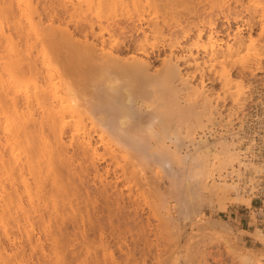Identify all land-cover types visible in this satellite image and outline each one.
<instances>
[{
    "label": "bare ground",
    "instance_id": "6f19581e",
    "mask_svg": "<svg viewBox=\"0 0 264 264\" xmlns=\"http://www.w3.org/2000/svg\"><path fill=\"white\" fill-rule=\"evenodd\" d=\"M65 1L48 2L47 0L49 4L44 5L43 9L40 8L44 11V14H41L43 12L39 13L40 10L38 11L32 5L33 0H0V131L3 135V139L0 137V235L9 243L18 242L17 244L21 243V245L25 243L30 252H40L37 254L38 260L41 259V262L46 261L49 264L50 262L58 264L60 261L59 264H75L80 256L86 259L81 253L94 241L90 237L91 232L96 234L98 231L101 242L105 241L101 228L90 221L88 201L78 193L79 182L76 185V178L77 181L81 180L82 177L80 178L79 175H82L84 170L87 171L89 167H93L97 178H100V185L99 182L97 183L98 180H95L101 186V189L99 186L96 187L100 189L96 192H99L104 200L106 199L105 211L107 210L109 221L107 224L109 223L111 227L115 225L114 227L117 228L118 224L112 223L115 220L111 219L114 207L121 217L119 212L121 210L123 212L129 206L124 203L125 194L127 199H131L135 194L131 193L130 189L127 190L128 193H125L123 192L125 190L122 191L119 186L142 174V170L138 171L145 161H143L144 158L142 160L138 158H141L145 152L147 155L145 158L149 157L148 153L150 155L152 152L147 151L161 146L164 148L162 152L168 151L169 148L164 147L165 137L189 121L196 127L202 128L205 126L204 117L208 122L215 120L212 114L217 113L218 116L220 112H218L216 99L211 98L214 90L208 87V84L224 83L226 87L230 85V82L232 84L230 70L223 67L221 71L211 73L203 69L204 57L208 56L210 60L217 61L220 54L216 48L217 44L211 46L208 51L204 44L198 43L206 32H209V40L220 34L215 30L214 23L207 25L203 21V8H194L190 16L196 18V21H189L188 15H179L174 11V0H144V3L141 0H80L84 4L69 2V5ZM194 1L196 6L202 3L201 0ZM90 6L95 8V11ZM158 12H162L160 18L151 16ZM35 14L37 20H34ZM41 17L48 22L46 25ZM236 27L233 39L237 44L236 50H246L243 55L244 61L240 66L245 69L252 64L250 62L252 59H256L254 58L256 49L252 46L246 47L242 29L239 26ZM251 27L249 25L248 29L251 30ZM194 33L198 44L195 42L191 46L184 44L183 42H187ZM15 38L22 44L15 43L17 42V39L14 42ZM156 38H165L167 42L158 45L152 42V39ZM36 47L41 48V53ZM33 48L41 54V56L38 55L40 60L35 58L36 52H34L35 57L33 56ZM164 51L167 54L162 57ZM227 51L229 54L233 53L231 47ZM49 55L59 60L64 66L63 74L59 72L57 76L55 75L54 62ZM152 59H161L160 70L157 68L158 71L151 72L153 69L151 67L154 66ZM190 68L194 70L191 71ZM45 70L46 73H44ZM178 85L181 87L178 88ZM239 85L240 83L234 86L239 87ZM181 92L185 93L188 100L184 102L186 103L184 106L182 104L181 106L179 101ZM233 92L232 94L235 95L236 92ZM130 102L133 106L138 105L139 108L136 107L135 110L140 108L142 110L138 112L131 109ZM133 110L135 113H132ZM170 111H176L177 115L172 116V112L171 116L168 115ZM96 115L100 118L97 119ZM109 131L112 135L108 134ZM205 140L202 138L200 144H203ZM139 141L143 143L138 144ZM120 143L127 147L126 150L129 151L127 154L132 156L125 155L126 152L123 151L125 147L120 148L125 157L133 158L138 155L136 159L140 161V164L138 162L140 167L134 165L135 163L132 164L133 162L137 164L134 157L132 162L127 160L128 163H125L128 167L125 168L124 164L125 166L122 165L124 168H120L116 163H111L109 158H107L108 162L105 155L98 151L100 146L105 152L109 150L110 159L116 162L115 158L117 159L118 156L114 155L115 148ZM122 144H120L121 147ZM228 144L222 145L225 152L223 151L224 156L220 164L224 169H233V166L241 160L238 161L236 146H232L231 142ZM152 155L153 153L150 156ZM152 157L149 158L154 161ZM144 160L147 162V159ZM158 160L160 159H157V162ZM77 161L78 163L80 161L77 166H80L83 171L79 167V172L73 171L72 168L76 167L74 163ZM102 161L104 163L107 161L106 174L114 169L113 165H116L120 172L115 168L117 172L109 176L114 177L110 180L106 178L108 180L106 181L105 171L102 175L103 179L96 168L97 163ZM134 166L138 167V169L135 168L136 171L133 169ZM142 166H148V163ZM76 172L82 174L78 175ZM89 173H86L84 177L86 178L87 174L89 177ZM136 173L139 174L136 176ZM141 177L140 181L145 179L143 174ZM147 179L144 181L149 182ZM230 181L225 184L228 188L223 190L224 193L236 188L237 184L233 183V185ZM154 183L151 182L153 185ZM144 186H141L142 190L146 188ZM148 186L150 189L148 187L145 190H151L152 194L154 186L151 187L150 184ZM108 192H111V197L114 199H111L112 203H109ZM135 192L140 196L143 194L138 190ZM134 197L139 199L137 196ZM136 198L133 199L136 200ZM129 199L125 201H130ZM147 201L146 206L149 203L155 205L152 201H148L147 204ZM131 203L134 205L135 202ZM151 204H149L150 207L155 208ZM130 207L128 210L133 208L132 215L136 216L140 209L136 206ZM130 214L122 218L125 224L138 226L137 229L145 233L147 225H142L144 222L140 217L137 219L136 216L135 221L134 216ZM139 219L142 221L140 225L136 224ZM11 228L16 230L17 235L15 233L12 236L9 233ZM153 228L151 233L160 235L158 231V233L152 232L157 227ZM95 234L94 238H96ZM144 236L139 234L136 240L142 241V244H148L149 249L145 245L148 251L155 241L150 242L147 235L148 242ZM156 240L157 244L158 239ZM1 244L0 264L17 263L18 256L27 255L24 251L25 253L17 257H10L12 254L6 253L7 248L3 249ZM45 244L48 246V251L44 250ZM139 244L141 246V242ZM19 246L17 249L20 252ZM156 246L151 247L153 249L158 247ZM3 252L9 257L4 256ZM126 252L125 257L130 259L131 254L127 253L128 257ZM142 252L144 253V250ZM153 252L152 250L151 253ZM151 253L148 254L150 258L153 257ZM28 254L30 256L29 252ZM86 254L88 255V251ZM91 256L89 255L90 258H88L90 261L94 258L93 256L91 260ZM83 258L82 261L80 259L78 261L82 263ZM139 259L141 261V258ZM98 260L101 262L100 257ZM97 261H92L90 264ZM104 261L101 263L106 264L107 262L104 263Z\"/></svg>",
    "mask_w": 264,
    "mask_h": 264
},
{
    "label": "rangeland",
    "instance_id": "374dc122",
    "mask_svg": "<svg viewBox=\"0 0 264 264\" xmlns=\"http://www.w3.org/2000/svg\"><path fill=\"white\" fill-rule=\"evenodd\" d=\"M46 1L33 0V2H35L37 5L33 2L32 5H34V7L38 9V11L40 10L39 13L43 12L41 14H44V11H42V9L44 5L45 6L48 5L49 4L48 2H50L51 0H48V2ZM82 1L66 0L65 2L68 3L69 5L70 3H76V2L82 3ZM141 1L144 3V0ZM201 1L202 3L196 6V2L194 0L192 1L174 0L173 1L174 9H175L174 11L178 12L179 15H183V16L188 15L187 17L189 21L190 20L196 21V18L194 19L193 17L190 16V12L194 8H198V7L203 8L204 10L203 21L207 25L214 23L215 30L220 33L219 35L213 36L212 40H209L208 39L209 32H206L204 37L198 40L199 45L204 44L208 51H210L211 46L217 44L216 48L220 52L219 60L217 61L210 60L208 56L204 57L205 63L203 64V69L207 72L210 71L211 73H214V71H221L222 68L224 67L225 69L230 70L231 73L232 84L230 82V85L228 87H226L225 86L226 84L224 85V83L208 84V87L210 86V88L214 90V91L212 90L213 95L211 98L216 99V104H218V108H219L218 112L220 113H218V116L216 115L217 113L215 115L213 113L212 114L214 116L213 119L215 120H211L209 122L206 121V117H204L205 123L203 124L205 126L202 128L199 126L196 127L195 124L193 125L192 122L189 121L187 124L181 126L182 128L178 127L180 131L178 129H176L175 132L171 130L172 133L170 132V135H168V137H165V144H164V147L169 148L168 151L166 150L168 153L166 151L162 152V150L164 149L163 146L157 147L155 150L153 149L152 151L151 149L147 151L153 153L152 156L154 158L150 156L152 153H150V155L148 153V156L150 158L152 157L154 161L156 160L155 163L154 161H151L149 157L145 158L147 155L145 154L146 152L145 153L143 152L145 156L144 154H142V156L144 157L141 156V158L139 157L138 160H142L143 158L147 159V162L144 159L143 161H145L144 163H146V165L148 163V166L143 167L142 165L144 163L141 162L143 163L141 165L142 168L139 169L138 172H141L142 170L143 177H145V179L147 178L149 179V182L144 181L145 179H141L142 183L145 185L146 182L147 186L146 185L144 186L142 183H141L142 185L140 184L141 181L139 179L142 178L141 173L140 174L136 173V176L139 174L140 177L138 176L137 178L132 179L130 182H124L119 186V189L122 188L121 190L122 191L125 190L123 191L125 193H128L129 189L131 193L133 194L135 193L133 197L131 196L132 201L129 198L128 199L130 201H125V199L128 200L126 197L127 195L125 194L124 203L126 205L131 206L130 208L136 206L138 209H140V211L137 209L139 213L137 212L136 214L137 217H136L135 215H132L134 214L133 208L131 210H128L129 207L128 206L126 207L127 210L125 208L124 209L125 211L123 210L122 212L121 210L119 212V214L121 213L120 214L121 217H120L118 215V210L116 211L114 207L113 209L114 213L111 219L115 220L112 221V223L116 222L118 224V225L116 224L117 228H115L116 226L114 224L113 225L115 227L112 225L114 228L111 227L109 223L107 224V222L109 221L106 212L107 210L105 211V208L107 209L105 203L106 199L104 200V197L99 192H98L99 194L96 192V190L98 189V188L96 189V187L100 185L99 182L100 178H97L98 176L96 175L94 168L89 167L87 171L85 170L83 171V169L80 166H77L79 165L80 161L79 163L78 161L75 162L76 164L74 163V165H76L78 170L76 169V167L73 168L71 167L73 171L79 172V168L81 171H83L82 172L83 174L76 172L78 175L82 174L79 175L80 178L82 177L81 180L77 181L76 178V185L79 182L77 185V187L79 188L78 193L82 194L80 196H82L84 199L86 198V200L88 201V208L90 211L89 212L90 221H93L92 224H94L95 222L94 225L101 228L103 233L102 237L105 239V241L101 242L100 239L101 236L98 231H96V234L99 235H96L95 232H91L90 234L89 231L88 233L90 234L91 239L93 238L92 241L93 240L94 241L92 242V245L91 244L89 245L90 247H88L87 250L84 251L82 250L83 252H85V254L82 252L83 254L81 253V255H84L86 259L80 256L76 260L77 264L81 263L80 261H82V258H83V262L81 264H90V262L92 261L93 262L97 261L99 257L102 263L106 259L105 260L107 262L106 264L108 263L109 264H123V263L124 264H264V198H258L254 193L249 192V190L247 189L249 185L252 184V182L254 181V176L257 175L259 172H261L262 168L260 167L259 164L255 162L245 161L246 159L241 155V151L239 150L241 141L237 139L236 134H234L235 118H237L238 115L242 113V110L244 109L247 101H250L252 99L253 89L255 88V86L264 82V0H201ZM41 7L42 9H40ZM93 9L95 11V8ZM161 14L162 12H158L157 14H152L151 16H158V18H160L162 16ZM41 18L43 19V17ZM35 19L36 20L38 19L36 14L34 16V20ZM43 21L45 22L46 25L47 21L45 19H43ZM248 24L252 26L251 30L248 29L249 28ZM236 26H239L242 29V36L244 37L246 47L252 46L256 49V53H254V58L256 59H252L250 61L252 62V64H250V66L245 69H242L240 66L241 63L244 61L243 55L245 54L246 50L245 49L236 50L237 44L233 39V35L237 28ZM195 37L196 36L194 33V35L190 36L187 42L185 41L183 43L186 45L189 44L187 46H191L192 44L194 45L195 43H197L196 40L197 38ZM16 39L17 38L14 39V42ZM18 42L21 41L17 39V42L15 43L20 44ZM152 42L160 45L162 43L167 42V40L165 38H156V39H152ZM229 47L233 49L232 54L231 53L229 54L227 51ZM36 48L38 49V47ZM36 48L35 49L33 48L34 50L32 49V54L34 57H35L34 52L37 51ZM39 49L38 52L40 51L41 53V48L39 47ZM166 51L168 53V50ZM166 51H164L165 53L162 54V57L165 54H167ZM38 52H36L37 56L35 58L40 60L41 58L38 57H40L41 54ZM193 52H195V50H193ZM50 59L52 60L53 57H51ZM53 62H54V67H53ZM53 62H52V67L55 68L53 69L55 75L56 74L58 75L59 72L60 74H63L64 72L62 70H64V66L59 62V60L55 58L53 59ZM152 65L154 66L151 67L153 68L151 69V72L153 70L158 71L157 68H159L160 70V68L162 67L161 59L160 60L152 59ZM190 70L193 71L194 69L190 68ZM44 73H46V70ZM238 83H240L239 87L234 86ZM231 85L234 86V88ZM230 86L232 87L233 90L230 89L231 88ZM180 87L181 86H179L178 88ZM233 91H235L237 94L239 93L238 94L239 96H237L236 93H235L236 96L232 94L234 93ZM184 92L183 93L181 92L179 96L180 105L182 104L183 106L186 104L184 102H186L187 100ZM132 104H131L132 107L131 109L135 110L139 108L138 105L133 106ZM138 110L140 111L142 109L140 108ZM135 111L132 113H135ZM171 112L173 113L172 116L177 115L176 111L174 112L170 111L168 112V115L171 116ZM95 117H97V119L100 118L99 115L98 116L96 115ZM97 119L95 118V120ZM1 133L2 132L0 131V134ZM108 134L112 135L110 131L108 132ZM0 137L3 139L2 134ZM202 138L206 140L203 142V144H200ZM230 142L231 144H233L232 146L234 145L236 146L235 147L236 153L238 152L237 158L238 161L241 160L240 162L241 165L240 163H237L236 165L233 166V169H229V168L224 169L221 167L220 164V161L222 160L225 152L224 151L225 148L223 149L222 145L227 146L229 145L228 143ZM140 143L142 144L143 142L139 141L138 144ZM119 146H117V148L114 147L116 149L115 151L116 153L114 155L118 156L117 159L115 158L116 162H114L113 159H110L109 156L111 154L109 150L108 151L106 150L105 152L104 148L100 146L98 147V151L99 153L105 155L106 160H108L107 158H109L111 163L113 164L116 163L120 168L123 167L122 165H124L125 163H128L129 160L130 162H132L133 161L132 159L134 157H135V161H137V164L136 162H133L132 164L135 163L134 165L136 166L138 165L140 167L139 165L140 161L136 159L137 158L136 156L138 155L134 156L133 158H130L128 156L125 157L123 155L124 154L123 151L126 152L125 153L126 155L127 152H129L128 150H126L127 147L123 146V144L122 147ZM120 148H124L125 150L123 149L122 151V149ZM119 150L121 151V153ZM154 152H157L159 154L157 153L154 154ZM69 153H71L70 149H69ZM127 155L131 156L130 154ZM159 156L163 158V160H161ZM157 159H160L158 161L159 162L162 161V162L160 163L157 162ZM105 162L106 163H104V161L98 162L96 165L98 173H100L101 176L103 175V172L106 170L105 168L106 167L108 168V166L106 165L107 161ZM152 162L154 163V165ZM150 165L153 166L151 167ZM118 167L116 168V165H113L114 169L110 167L111 169H113L112 171H110L111 174L110 173L106 174V171L104 172L106 181L114 177V176L109 177L110 175H114L112 174L113 172H117V171L120 172V169ZM126 167L128 166L126 165L125 168ZM115 168L117 171H115ZM135 168L136 167L134 166L133 168L134 171L138 169V167L136 169ZM88 172H90L89 177L87 174L85 178L84 176ZM93 176H94L93 178L94 181L92 179ZM84 178L86 179L85 181ZM106 178L109 179L107 180ZM95 180H98L97 183L99 182V185L96 183ZM150 181L151 182L153 181V183L156 181V183H154V185L155 184L156 185L154 186L153 184H151ZM229 181L231 184L233 183L237 184L235 185V187L238 188L237 189L235 188L234 190H228L226 193H224L223 190L225 188L226 189L228 188V186H226L225 184ZM147 183L152 185L151 187L154 186V190L151 188L153 191L152 194L150 193L151 190H149L150 187L148 186ZM140 185L146 188L149 187L148 191L145 190L146 188L145 189L143 188L142 190V187ZM99 188L101 189V186H99ZM137 190L140 191L139 193L143 192L142 196H140V194L138 195L137 192H135ZM109 191L113 192L112 190ZM111 192H108L110 195L109 203L110 202L112 203L114 200L113 197H111L112 196ZM134 196L139 197V199ZM151 196L153 198L155 197V199H152ZM133 198H136V200ZM143 198L144 199L146 198L149 202L150 201H152V203L154 202L155 205L149 203L146 199L143 202L144 200ZM146 201L147 204L149 203L151 204V206H154L156 210L155 208L150 207L149 204H148L149 206L148 205L146 206ZM131 202H135L134 205ZM151 212L153 215L151 214ZM128 214L134 216V218L136 217L137 219L140 217V219L143 220L144 222L142 223V225L143 224L144 226L147 225L146 230L144 231L146 233L145 236H144L145 233L143 232L141 233L140 230L137 229L138 226L135 227V225H131L133 226L131 228L130 225L125 224L122 218L125 215L127 216ZM114 216H118V217H114ZM136 218L135 221L137 220ZM140 219L139 221L136 222V224L138 223H139L138 225L141 224L140 222L142 221ZM146 222L147 223L150 222L152 224L150 223L147 224ZM120 224L123 226L120 227L121 226ZM152 226L154 228L157 227L155 228L157 230H155ZM133 228H135L138 231L137 233L141 235L143 234V236L147 241L150 238L149 241L150 242L153 241L152 243H154L155 241L156 244L157 241L156 239H158L157 244L158 243L159 244L158 245L156 244L158 247L155 244L151 245V246H156L157 248L152 249V247L150 246V250L154 251L153 253H151L150 250L147 251V249H149L148 244L146 243L142 244V241H140L142 247L140 246L139 244L140 242L137 241L139 238V234L137 235V233L135 232L136 230H134ZM151 228L154 229L152 230V232L154 231L156 233L160 232V235L158 234L160 238H158L159 237L158 235L157 237L156 235L151 233ZM11 229L12 230L9 233H11L12 236H14L13 234L16 233V230H14V228ZM122 231L123 233H121ZM94 234L96 238H94ZM134 235H136L137 237ZM147 235H149V238ZM98 236H100V238ZM1 238H3L2 235H0V240H1L0 244L3 243L1 244L2 248L4 247L3 249L6 250L7 248L6 251L4 250L6 253L8 252L12 254L10 257L12 256L17 257L18 255L25 253L24 251H26L27 255L25 254L21 255L22 257L24 258L26 257V258L24 259L21 256H18L17 263L13 262V264H19L20 262L21 264L43 263V261L41 262V259L38 260L37 257V254H39L40 252H33V253L30 252L28 246L25 243H23L22 245L21 243L17 244L18 242L9 243L7 239L4 240V238L3 239ZM18 245H20L19 246L20 252L17 249ZM145 245L148 246L147 249ZM45 247H47V249H45ZM45 247L44 250L48 251V246L46 244ZM15 250H17V252L19 253H16ZM27 250L30 253V256L32 255L31 256L32 258L29 256ZM142 250H144V253L142 252ZM87 251H88V255L86 254ZM11 252H15L17 255ZM125 252L126 255H128V257L129 254L127 253H130L131 258L136 257L137 259L134 258L132 260L131 258L130 259L126 258L124 255ZM145 252L146 253L149 252L148 254L151 253L153 257L157 254L158 258L156 255L155 258L152 257L153 258L152 259L150 258L151 257L150 255H149L150 257L148 256V254L147 257ZM6 253L4 254V256L7 255ZM135 254L137 255L135 256ZM89 255L94 256V258L93 256H91V260L93 258L92 261L88 259L90 258ZM132 255L134 257H132ZM7 256L9 257V255ZM19 258H21L20 259L21 261L19 260ZM36 258L38 262L36 261ZM139 258H141V261H139L140 260ZM79 259L80 261H78ZM143 259L145 261H143ZM98 261L97 263L95 262L94 264H102L100 261H99L100 263H98ZM45 262L43 264H47V263L49 264V262L46 263ZM51 263L53 264V262H50V264ZM59 263H61V261Z\"/></svg>",
    "mask_w": 264,
    "mask_h": 264
},
{
    "label": "built area",
    "instance_id": "2783aa9c",
    "mask_svg": "<svg viewBox=\"0 0 264 264\" xmlns=\"http://www.w3.org/2000/svg\"><path fill=\"white\" fill-rule=\"evenodd\" d=\"M234 122V134L241 141V155L245 161L255 162L262 168L247 189L264 198V82L255 86L252 99Z\"/></svg>",
    "mask_w": 264,
    "mask_h": 264
}]
</instances>
